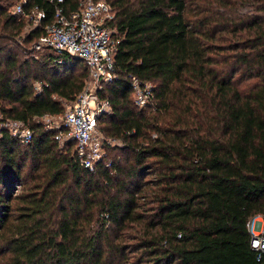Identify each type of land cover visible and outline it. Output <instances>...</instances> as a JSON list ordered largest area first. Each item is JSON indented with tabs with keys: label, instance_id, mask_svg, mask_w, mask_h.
<instances>
[{
	"label": "trees",
	"instance_id": "16d2710c",
	"mask_svg": "<svg viewBox=\"0 0 264 264\" xmlns=\"http://www.w3.org/2000/svg\"><path fill=\"white\" fill-rule=\"evenodd\" d=\"M19 1L0 0V239L10 263L261 264L246 223L264 215V0H106L119 43L97 128L116 142L92 169L40 119L64 113L85 64L49 47L34 55L42 28L24 30L11 12ZM32 6L52 21L54 1L22 4ZM131 76L151 83L152 103H134Z\"/></svg>",
	"mask_w": 264,
	"mask_h": 264
},
{
	"label": "built area",
	"instance_id": "2783aa9c",
	"mask_svg": "<svg viewBox=\"0 0 264 264\" xmlns=\"http://www.w3.org/2000/svg\"><path fill=\"white\" fill-rule=\"evenodd\" d=\"M52 1L55 8L51 22H42L45 11L36 6L23 10L25 0L14 4L11 12L20 14L26 28H42L41 34L29 46L31 51L49 47L59 55L68 53L84 62L88 76L76 98L58 116V121L52 123L51 115L40 119L46 128L55 130L54 139L57 142L71 141L80 165L92 169L104 155V142H116L100 132L96 133L98 116L110 110L109 100L99 96L98 89L114 77L113 55L119 36L108 24L114 14L106 0H80L78 7L70 11L64 9L63 0ZM130 85L137 106L153 102L154 92L150 82H140L131 76ZM1 124L22 142L30 141L32 131L21 122L6 119ZM246 226L250 247L255 251L256 259L264 264V215L253 216Z\"/></svg>",
	"mask_w": 264,
	"mask_h": 264
},
{
	"label": "rangeland",
	"instance_id": "374dc122",
	"mask_svg": "<svg viewBox=\"0 0 264 264\" xmlns=\"http://www.w3.org/2000/svg\"><path fill=\"white\" fill-rule=\"evenodd\" d=\"M27 25H25L24 30L26 29ZM24 30L22 32H24ZM45 48H41V49H37L35 51H32L34 53V55L38 56L41 52L44 51ZM31 52V51H30ZM31 52V53H32ZM75 72H79L81 70V64L80 65H75L74 67ZM69 104V102H65V109L67 108V105ZM59 115H55L53 116L51 122H56L58 121ZM100 130H96V133H99ZM101 133V132H100ZM23 186L20 185H16L15 189H14V193H18L21 192ZM0 264H11L10 260H9V254L6 252L5 247L3 246V240L0 239Z\"/></svg>",
	"mask_w": 264,
	"mask_h": 264
}]
</instances>
